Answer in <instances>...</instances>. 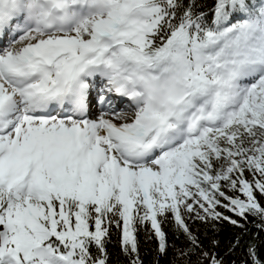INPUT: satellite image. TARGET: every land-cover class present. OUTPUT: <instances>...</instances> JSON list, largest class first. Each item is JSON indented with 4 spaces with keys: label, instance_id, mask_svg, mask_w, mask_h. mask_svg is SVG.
<instances>
[{
    "label": "snow or ice",
    "instance_id": "6c2138e0",
    "mask_svg": "<svg viewBox=\"0 0 264 264\" xmlns=\"http://www.w3.org/2000/svg\"><path fill=\"white\" fill-rule=\"evenodd\" d=\"M189 220L264 228V0H0V264H264Z\"/></svg>",
    "mask_w": 264,
    "mask_h": 264
},
{
    "label": "trees",
    "instance_id": "16d2710c",
    "mask_svg": "<svg viewBox=\"0 0 264 264\" xmlns=\"http://www.w3.org/2000/svg\"><path fill=\"white\" fill-rule=\"evenodd\" d=\"M221 211H225L226 215H231V213H228L224 209H221ZM188 223L193 232L198 234L205 244H209L212 239L218 240L219 251L221 254L226 251L227 244L230 240L234 239L237 235L243 234V242L245 244H255L261 254L264 255V228H258L256 226L259 221L251 220V222L247 223L245 226L246 232L245 229L234 227L226 221L216 223L215 228H213L211 224H205L199 220H189ZM164 229L168 233L170 243H184V236L182 234L175 233L170 223L165 224ZM147 237L148 233L144 229H141L138 233V241L140 257L143 260V264H168V258L158 254L156 251L157 245L155 239H148ZM107 251L109 254L110 264H128V258L121 252L118 232H113V235L107 243ZM232 258H235L238 261L243 259L240 255L239 249H237V251L233 254ZM226 259L229 258L226 257Z\"/></svg>",
    "mask_w": 264,
    "mask_h": 264
}]
</instances>
